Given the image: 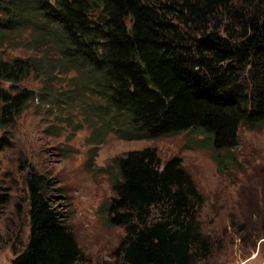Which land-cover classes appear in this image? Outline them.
<instances>
[{
    "label": "trees",
    "instance_id": "1",
    "mask_svg": "<svg viewBox=\"0 0 264 264\" xmlns=\"http://www.w3.org/2000/svg\"><path fill=\"white\" fill-rule=\"evenodd\" d=\"M38 21L54 26L62 56L86 63L95 92L127 116L116 130L125 140L198 132L225 173L240 129L264 126V0H0V43ZM33 72L32 60H0V82L9 83L0 89V128L33 100L19 88ZM10 147L4 131L0 152ZM114 164L107 224L125 233L114 264H192L208 238L197 219L202 195L181 159L163 163L145 148ZM26 182L27 242L13 246L10 264H91L48 193L51 182L33 172ZM8 203L0 194V211Z\"/></svg>",
    "mask_w": 264,
    "mask_h": 264
},
{
    "label": "rangeland",
    "instance_id": "2",
    "mask_svg": "<svg viewBox=\"0 0 264 264\" xmlns=\"http://www.w3.org/2000/svg\"><path fill=\"white\" fill-rule=\"evenodd\" d=\"M99 14L98 9L96 19ZM55 31L38 21L0 43V60L34 63V72L19 85L33 100L12 127L0 128V137L8 131L12 142L0 152V194L9 195L0 211V264H10L13 246L20 250L27 242L31 172L51 182L48 193L67 216L85 258L114 264L125 234L107 224L112 182L118 178L114 160L145 148L154 149L163 163L179 157L202 195L197 219L208 245L192 264H264V126L240 129L225 173L218 170L209 140L198 132L125 140L116 130L126 128L127 116L95 92L86 63L62 56ZM8 87L0 82V89ZM159 215L155 211L154 219Z\"/></svg>",
    "mask_w": 264,
    "mask_h": 264
},
{
    "label": "water",
    "instance_id": "3",
    "mask_svg": "<svg viewBox=\"0 0 264 264\" xmlns=\"http://www.w3.org/2000/svg\"><path fill=\"white\" fill-rule=\"evenodd\" d=\"M93 5H94L95 8H99V5H97V4H95V3H94ZM99 11H100V10H99ZM102 17H103V16H102L101 11H100L99 19H101Z\"/></svg>",
    "mask_w": 264,
    "mask_h": 264
}]
</instances>
